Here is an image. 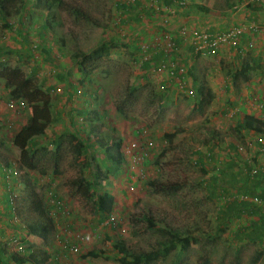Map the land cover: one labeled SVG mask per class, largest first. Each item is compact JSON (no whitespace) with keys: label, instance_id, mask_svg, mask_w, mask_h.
Wrapping results in <instances>:
<instances>
[{"label":"rangeland","instance_id":"obj_1","mask_svg":"<svg viewBox=\"0 0 264 264\" xmlns=\"http://www.w3.org/2000/svg\"><path fill=\"white\" fill-rule=\"evenodd\" d=\"M62 1L65 4L63 7L57 0L19 1L17 7L10 10L9 15L4 16L0 13V37L4 28L9 31L17 20L23 18L21 13L28 10L25 24L31 29L45 22L51 24L52 27L48 30L52 35L49 37H55L56 42L59 40L58 45L61 44L59 51L75 54L88 52L104 41L114 43L115 46H112L109 56L99 62L98 69L89 83L95 85L93 89L103 88L102 94H106V101L111 100L114 106L116 101L134 92V99L126 104L127 113L122 115L116 110L117 113L112 115L120 124L117 131L103 129L102 132L105 134L100 135L103 144L107 135L111 136V141L121 139L122 153L120 156H113L104 166L101 163L107 159L106 154L102 153L104 146L97 148L102 151L104 155L102 157L90 147L84 149L82 145L73 144L71 149L66 146L59 168L54 171L52 160L43 162L41 167L34 171L38 179L36 182L32 181V176H28L24 169L14 167L18 174L14 176L10 171L6 177L8 185L10 187L12 185L10 195L14 206L13 215L20 223L22 219L29 223L37 219V215L29 206V199L25 198L29 197L27 185L21 183V187L14 186L12 177L17 182L18 178L19 181L22 179L31 182L42 192L47 212L54 220L56 238L63 228L83 237L85 247L77 248L75 259L77 257L78 260H83V253L94 244L101 246L100 257L90 262L86 260L87 264H121L118 261L121 256L117 246L119 240L136 256L162 250L168 244L169 235L165 232L168 229L188 232L198 240V243L189 249L187 256L181 259L180 264H203L204 257H207L209 264H264V237L254 242L245 238V231H240L243 226L249 227L254 220L252 214L236 213L228 219L224 217L222 222L216 218L219 215L218 207L236 201L233 200V196L235 193H241L238 192L240 188L237 189V185H234L232 187L234 191L229 199L221 198L228 196L223 192L212 195L211 192L220 186H213V176L209 175L210 170L215 168L211 164L214 161L211 160L210 163L208 158L205 161L204 157L198 156V153L206 155V151H210L217 141H223L221 144H224V148L219 149L217 153L228 163L231 157L225 156L227 149L225 144L235 140V149L231 152L237 157L233 158L237 161L235 165H238L237 176L241 178L252 152L245 147V138L248 136L245 134L264 137V126H256L252 132L244 133L233 126L234 121L222 118L219 123L227 127L218 129L213 123L218 114L215 109L219 106L223 108L232 105L227 96L216 94L209 103L207 100L199 102L197 96L188 93L187 89H195L193 84L188 88L182 87L176 78L169 80L170 76L166 72L156 73V67L166 59L186 52L182 58L184 62L192 51V48L191 51L188 50L191 37L182 38L181 42L177 41L176 33H168L160 23L161 15L178 17L180 13L169 14L165 9L163 11L153 9L150 14L144 12L135 22L123 21L125 17L120 12L119 0ZM203 1L216 13H229L231 8L241 5L246 0ZM141 3L143 4L141 6L145 5L150 10L148 0H141ZM77 7L85 14L84 17L74 13L73 10ZM86 16L89 20L85 19ZM185 16L192 25H188L185 18L180 24L181 27L207 29L202 24L193 25L196 23L195 14ZM122 43L126 46L121 45ZM156 43L160 45L164 59L160 63H150L151 65L145 69L143 57L147 56L148 60L153 61L151 52L154 51ZM2 50L4 46L0 48V55L7 53ZM214 55L197 58V67L212 69L214 66L213 69L216 68L215 71L218 73L221 66L225 73L230 67L220 64ZM5 64L6 62L0 59V69ZM175 64L186 66L181 62ZM1 80L3 79L0 78ZM253 92L252 99L256 102L260 96L255 89ZM238 97L242 100L241 96ZM16 100L12 96H7L5 101L16 107L18 102ZM105 106L109 113L110 106L107 104ZM108 119L109 116L105 120ZM14 123V119L6 122L5 127L9 131H14L16 128ZM176 130L178 132L173 141H168L164 137L165 133ZM68 136L75 140L74 134ZM94 136L99 137L97 133ZM240 147L243 149L240 150ZM84 150L95 159L91 168L81 161ZM143 152L148 153L144 167H141L143 163L135 166L133 156ZM116 161L120 163L119 166H116ZM95 172L102 187L99 193L109 192L112 196V199L104 202L105 211L98 208L96 195L92 200L73 196L66 184L68 180L77 177L91 180ZM225 175L227 180L223 187L232 183L229 182L228 172ZM160 183H176L179 190L176 192L158 190L156 187ZM240 187L243 188V184H240ZM244 187L247 192L254 193L248 184ZM8 208L10 211L11 208L9 206ZM238 233L240 238H237ZM179 250L180 244L171 251L163 250L161 251L163 254L149 264H173Z\"/></svg>","mask_w":264,"mask_h":264},{"label":"crops","instance_id":"obj_2","mask_svg":"<svg viewBox=\"0 0 264 264\" xmlns=\"http://www.w3.org/2000/svg\"><path fill=\"white\" fill-rule=\"evenodd\" d=\"M28 12L27 10L21 13L23 18L14 23V27L10 29V33V30L7 31L6 28L3 29L1 33L2 37H0V48L4 46V50L2 51L7 53L1 54L0 59L8 65L21 68L36 85L48 90L53 100V120L48 126L45 134L33 138V144L38 146L49 145L58 137L64 136L63 149L66 146L73 149V146L78 144L84 146V149L90 147L92 150L100 153L102 157V155L105 154V148L103 152L97 149L99 146H104L101 139L102 137L100 136L105 134L102 130L106 129L108 131L109 129H115L117 131L120 127V124L112 118V115L117 113L115 106L111 103V100L106 101V94H102L103 88L93 89L95 85H90L89 81L92 80V76L95 74L94 72L85 75L79 71V65L76 63L74 54L63 50L59 51L61 48V44L58 45L59 40L56 42L54 39L55 37H49V35H52L48 30L52 27L51 24L49 25L46 22L41 25L38 24L34 29H31V27L25 24ZM187 14H195L196 19L194 20L196 23L193 25H205L209 31H217L233 24L245 23V30L241 36L240 47L243 51L248 47V43L252 42L254 44L253 48L246 49L247 52L242 54L240 48L224 45L217 51V55H214L217 57V61H219L220 64L230 67L226 69L225 73H228L226 75L221 66H219L218 73L215 71L216 68L213 69L214 66L212 69H207L208 67H197V58L201 56L192 55L191 48L193 50V47H191V45L188 49L191 51L190 55L185 58L184 62H182V58L185 56L186 52L168 59L176 63H185L186 66H188V73L191 79L189 85L186 87L188 88L193 84V87H195V89L192 88L194 96H196V91L201 89L203 96L207 95V91H209L208 94L211 97L210 99H213L217 94L216 96L225 95L227 99L232 101L230 107L222 108L219 106L215 109L218 112L215 117L216 120L213 122L216 128L223 129L227 127V125L219 123L222 118H225L226 121H234V127L239 121L248 120L251 123L250 126L240 129V132L243 130L244 133L252 132V129L256 126H264V0H261L258 4L247 3L246 0L241 5L231 8L229 13H216L215 11L196 12L189 9L183 14L180 13L178 17L161 15L160 23L168 30V33H176L178 36L177 41L180 42L182 37L178 34V31L179 27H181L180 24L183 23L185 18L187 20L185 16ZM154 17L156 18V15ZM133 22L135 21L133 20ZM187 23L190 26L192 25L190 24V20ZM253 24L258 27L257 30L251 27ZM159 46L160 45L156 43L154 45V51L151 52L153 61H151V59L144 60L145 56L143 57V67L145 69L151 65L150 63H160L164 59L162 56L163 51ZM183 50H185V48ZM140 53H142V51ZM168 59H166L165 62H168ZM200 65L202 66V64ZM243 65L252 66L249 78L240 77L235 79L233 72L240 69ZM165 78L168 79L167 77ZM8 83L9 82L4 79L0 81V191L2 192L0 195V264H87L86 260L90 262L89 259H85L84 257L83 260H78L77 257L75 259V251L70 250V247H85L86 242H84L82 236L79 238V235L72 234L67 228L64 230L63 227V230L60 232V235H57V238L55 230H53V234L42 232L41 234L34 235L29 228L31 222L29 223L27 220L22 219V223H20L17 217L13 215L14 206L10 195L12 185L11 187L8 185L6 177L10 169L20 167L18 162L20 150L14 145L13 139L15 133L29 122L31 111L29 107H26L27 105L20 106L16 101L17 108L13 107L15 105L12 106L10 103H6L5 100L7 96H12L14 91V86L11 84L8 86ZM203 86H205V90L202 89ZM253 89H255L258 96H260L259 100L256 102L252 99L254 95ZM171 91H173V89ZM238 96H241L242 100H240ZM101 100H103L102 103H99ZM105 104L110 106L109 113L107 112ZM10 105L11 107H9ZM213 108L214 107H212V109ZM222 112H225V114H221ZM108 116L110 119L105 120ZM13 119L15 120L13 125H15L16 128L14 131H9L5 127V123ZM73 133L75 134V140L72 139V136H68L73 135ZM95 133H97L99 137L94 136ZM104 138L106 139L105 143L111 140L110 135ZM222 142L217 141L210 151H206L207 156L203 153H198V156L204 157L203 160L206 161V158H208L210 163L211 160L214 161L211 164L214 165L215 168L210 170L209 175L219 177L228 172V175H233L232 184L237 185V189H243H239L238 192L250 195L260 194L264 196V181L252 178L248 172V167L244 169L241 178L237 176L238 165H235L237 161L234 160V158L237 157L231 152V150L235 149V140L225 144L227 145L225 156L227 158L231 157L228 163L225 160L223 161L222 158L224 157L217 153L219 149L224 148V144H221ZM84 151L85 153L83 157H81V161L85 162L88 160L90 164L86 165L91 168L93 162H95H91V160L94 158H91L86 150ZM18 153L19 155H17ZM219 153H221V150ZM241 164L243 165V163ZM226 165L227 167H225ZM20 169L22 168L20 167ZM25 171L29 174L28 176H32L33 182L38 180L34 173L35 170ZM12 178V184L14 186L19 185V187H21V183L24 186L27 185L22 179L17 182L14 177ZM225 178L227 179L226 175ZM229 182H231V179H229ZM240 184H243V188L240 187ZM245 184H248L250 189L252 188L251 191L254 193L247 192L244 187ZM32 187L35 186L32 185ZM36 189L39 190L38 188ZM223 190L222 188L214 189V191L219 194L223 192ZM233 191L232 187H230L228 193H225L228 194V196H222L221 198L227 197L229 199ZM25 198L29 199L28 196ZM8 206L11 208L10 211ZM226 208H228L227 205L218 207L217 214L220 215ZM243 209H245V207ZM257 209V212L254 214L252 213L255 209H247L245 210L246 212L242 211L243 213L252 214L254 220L250 223L249 227L243 226L240 231H245V234H248L254 230L253 234L249 236H258V238H262L264 237V207ZM219 215L216 216L217 219ZM20 246L24 248L22 252L18 251ZM100 248L101 246L99 244H94L90 249H87L85 253L92 249L99 250ZM31 253L36 255V260L30 259L26 262L19 263L12 258L17 254L20 256H28ZM85 253H83V255Z\"/></svg>","mask_w":264,"mask_h":264},{"label":"trees","instance_id":"obj_3","mask_svg":"<svg viewBox=\"0 0 264 264\" xmlns=\"http://www.w3.org/2000/svg\"><path fill=\"white\" fill-rule=\"evenodd\" d=\"M21 0H0V13L1 15H9L11 9H15L17 7V3H19ZM58 4L60 6H65L62 0H57ZM164 2L168 5H172L174 3V0H164ZM203 2V3H202ZM143 5L141 3V0H138L135 4L132 5H124L119 3V9L121 14L125 16L126 18L123 19V21H134L139 20L140 16L144 14V12L147 14H150L153 12V8L141 6ZM71 6L69 7V9ZM192 11H205V12H211L213 11L211 7L207 6L205 4V1H197L193 0L191 4H189L185 11L187 10ZM74 13L76 15L84 17V13L80 10L79 7L74 8ZM85 19L89 20V17L86 16ZM122 20V19H121ZM125 43H122L121 45H124ZM112 46H115L114 43L110 42L107 43L106 41L102 42L101 44L97 45L90 51L86 52H79L74 54V58L76 60V63L79 65V71L84 73L85 75H88L90 73L95 72L98 69L99 62L102 61L106 56H109ZM126 46V44H125ZM252 71V66L249 67L248 65L242 66L240 69H237L235 72H233L235 79L240 77H246L249 78V73ZM0 78L6 80L8 83V86L10 84L14 86L13 91V99L18 101L25 100L27 103L26 105L29 106V109L31 111V118L29 122L22 126L16 133L13 139V143L15 146H17L20 150V155L18 158L19 166L22 169L28 170V171H34L38 167H40L43 162L45 161H51L53 162L55 168L54 171H56L59 168L60 160L63 156V139L64 136L58 137L56 140L52 141L49 145H35L33 144V138L45 134L48 126L53 120L52 117V105L53 100L48 92V90H45L41 88L40 86L36 85V83L30 79L25 72L16 66H11L8 64H5L0 69ZM202 89H206L205 86H203ZM209 91H207V95L203 96V92L201 89H198L196 91V96L199 102L210 100V95L208 94ZM134 92L132 91L127 95L126 98L122 100H118L115 103L116 110L119 114L125 115L127 113V102L131 103ZM128 98V99H127ZM25 105V106H26ZM250 122L247 120H241L239 121L235 128L237 130H240L242 127H249ZM177 130L171 133H165L164 137L168 139V141H173L175 136L177 135ZM74 134V133H73ZM75 135V134H74ZM1 141V140H0ZM1 144V143H0ZM121 146H122V140L116 139V140H110L107 141V143L104 144L105 148V154H106V160L101 161V163L105 166L107 165L108 161L112 159L113 156H120L121 155ZM95 161L94 159L91 160V162ZM84 164H90V162L87 160L84 162ZM120 163L116 161V166H119ZM88 166V165H87ZM229 179H231L233 176L230 174L228 175ZM213 186H219V188L224 189L223 193H228V189L230 187H233L234 184H228L225 187H223L224 182L227 180L225 178V175L214 176L213 178ZM234 183V181H233ZM27 184V187L29 189V206L32 209V211L37 215V219L29 225L30 230L32 231V234L38 235L42 232L47 233H54V221L52 217L49 216L46 208V201L45 198L40 190H37L35 187H32L33 185L31 182H25ZM66 184L70 188V194L73 196H82L83 198L92 200L93 197L96 195L98 197V201L96 202L98 205V208L102 211H105L104 202L107 200L112 199V196L109 192H102L99 193V189L102 188L100 182L97 180V174L94 173V178L91 180L83 179L81 177L74 178L72 180H68ZM156 189L165 190L167 192H176L179 190V185L176 183H160L157 185ZM241 190V189H240ZM245 190V189H244ZM212 195H216L215 191L211 192ZM228 208L224 209L223 212L220 213V217L218 218L219 222H222L223 218L225 217L228 219L229 217L233 216L236 213L240 212H246L245 210V204L243 203H237L236 201L228 202L227 203ZM245 207V209H243ZM255 209V210H254ZM254 213L257 212V208H253ZM253 227V226H252ZM252 230L250 233L245 234V237L250 239L251 241H259L258 236H249L250 234H253ZM167 234L169 235L168 244L162 249L158 251H151L143 256H136L133 255V253H130L125 246V243L122 241L117 242V246L119 249V254L121 256L119 257L120 260H118L121 264H149L152 260L160 257L161 254H163L161 251H171L172 249L176 248L177 244H180V250L177 255V258L173 262V264H180L181 259L187 256L189 249L192 247V245H196L198 243V240L189 235L188 232L184 231H178L173 229H168ZM263 233V232H261ZM264 236V234H263ZM237 238H240V233L237 234ZM165 254V253H164ZM101 253L97 249H92L85 253L83 257L85 259H89L91 261H94L97 257H100ZM12 258H14L17 262H26L27 260H36L37 257L33 253L29 254L28 256H20L15 255ZM203 264H209V261L207 257H204Z\"/></svg>","mask_w":264,"mask_h":264},{"label":"built area","instance_id":"obj_4","mask_svg":"<svg viewBox=\"0 0 264 264\" xmlns=\"http://www.w3.org/2000/svg\"><path fill=\"white\" fill-rule=\"evenodd\" d=\"M120 4L132 5L135 4L138 0H119ZM193 0H174L172 5H168L164 0H148L149 6L154 10L163 11L167 10L169 14H178L184 12L186 7L192 3ZM261 0H247V3H258ZM163 8V9H162ZM251 27L257 30V26L253 24ZM245 30V23L242 24H233L227 28L220 29L217 31H209L208 29H199V28H190L181 27L178 31V34L187 39L191 37V45L193 47L192 55L194 56H212L217 53V51L222 47L229 45L231 47L240 48L242 51L241 36ZM254 44L252 42L248 43V47L242 51L246 53V49L253 48ZM148 57L145 56L144 60H147ZM168 62H164L156 67V73L166 72L170 78L177 79L178 83L182 87L189 85L191 77L188 73V66L176 65L174 61L168 59ZM189 94H193V90H188ZM25 100H20L18 105L25 106ZM245 147L252 150L250 154V160L248 162V172L250 176L254 179H260L264 181V137L260 136H250L248 135L245 138ZM240 150L243 147L239 148ZM148 157L147 152L139 153L133 156L134 165L141 164V167H144ZM248 158V159H249ZM16 173V172H15ZM233 200L238 201L239 203L245 204L246 209L252 210L253 208H263L264 207V196L260 194L250 195L246 193H235ZM79 235V234H76ZM80 238V235H79ZM23 247H19L18 251H23ZM71 251H76L77 246L70 247Z\"/></svg>","mask_w":264,"mask_h":264},{"label":"clouds","instance_id":"obj_5","mask_svg":"<svg viewBox=\"0 0 264 264\" xmlns=\"http://www.w3.org/2000/svg\"><path fill=\"white\" fill-rule=\"evenodd\" d=\"M20 169V167H18ZM10 171L12 172V174L14 176H16L18 173L16 172V170L13 168V169H10ZM16 172V173H15ZM18 181H19V178H18ZM11 193V192H10ZM22 252V251H21Z\"/></svg>","mask_w":264,"mask_h":264}]
</instances>
